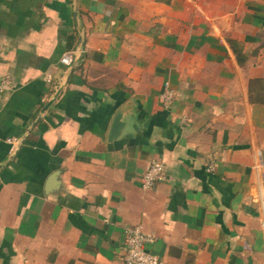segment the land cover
Listing matches in <instances>:
<instances>
[{
  "label": "crops",
  "instance_id": "1",
  "mask_svg": "<svg viewBox=\"0 0 264 264\" xmlns=\"http://www.w3.org/2000/svg\"><path fill=\"white\" fill-rule=\"evenodd\" d=\"M6 77L0 264H264V0H0Z\"/></svg>",
  "mask_w": 264,
  "mask_h": 264
},
{
  "label": "built area",
  "instance_id": "2",
  "mask_svg": "<svg viewBox=\"0 0 264 264\" xmlns=\"http://www.w3.org/2000/svg\"><path fill=\"white\" fill-rule=\"evenodd\" d=\"M76 54L72 51H67L61 58V62L70 65L74 62ZM10 88V79L4 78L0 83V90ZM174 90L165 85L162 93V101L164 105H169L174 99ZM165 178V166L161 161H152L146 168L142 185L144 188H152L158 181ZM127 248L123 255V264H163L158 254L149 249L148 245L155 241L154 235L147 233L138 225L128 227L126 229Z\"/></svg>",
  "mask_w": 264,
  "mask_h": 264
},
{
  "label": "water",
  "instance_id": "3",
  "mask_svg": "<svg viewBox=\"0 0 264 264\" xmlns=\"http://www.w3.org/2000/svg\"><path fill=\"white\" fill-rule=\"evenodd\" d=\"M122 114H123L122 111H119L116 114L112 127H111V136L118 134V132L120 131V126L122 124V121H121Z\"/></svg>",
  "mask_w": 264,
  "mask_h": 264
}]
</instances>
